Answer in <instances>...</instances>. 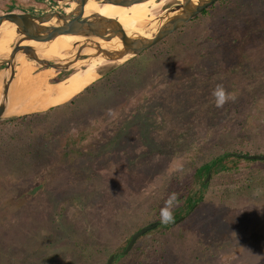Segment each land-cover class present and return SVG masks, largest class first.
Returning a JSON list of instances; mask_svg holds the SVG:
<instances>
[{"label": "rangeland", "instance_id": "obj_1", "mask_svg": "<svg viewBox=\"0 0 264 264\" xmlns=\"http://www.w3.org/2000/svg\"><path fill=\"white\" fill-rule=\"evenodd\" d=\"M51 7L0 0V15ZM94 84L32 121L30 153L0 157V264L76 261L80 247L106 264L139 225L160 221L166 197L188 190L200 200L182 221L136 241L157 250L150 264H264V161L230 157L205 187L192 179L225 154L264 155V0L214 5ZM218 84L235 97L222 108ZM78 126L82 149L51 166L57 140L78 139Z\"/></svg>", "mask_w": 264, "mask_h": 264}, {"label": "water", "instance_id": "obj_2", "mask_svg": "<svg viewBox=\"0 0 264 264\" xmlns=\"http://www.w3.org/2000/svg\"><path fill=\"white\" fill-rule=\"evenodd\" d=\"M44 1L53 3L52 10L42 11L39 14L24 11L0 15V31L4 25L10 24L16 33L9 55L0 57V121L22 117L7 116L10 104V87L15 79L17 62L21 57L34 64L37 69H53L59 76L72 74L70 72H72L73 65L78 61H91L101 57L108 62H116L97 71L99 77H102L162 42L220 0H173L160 11L150 25L145 26L141 34L124 28L114 20L85 13L84 6L89 0ZM95 1L101 5L131 6L149 0ZM70 4L73 5L70 12H65V8ZM60 35L78 37L81 40L73 43V49L68 58H44L42 53ZM28 41L35 44L22 45L23 42ZM118 61L123 62L118 63ZM233 156L243 160L264 161V155L260 154H233ZM210 177L211 173H208L204 180L205 185ZM182 219L183 217H179L171 225L179 223ZM160 227H164V224L158 221L136 231L122 247L109 256L106 264L113 263L118 251H122V256L127 254L139 238Z\"/></svg>", "mask_w": 264, "mask_h": 264}, {"label": "bare ground", "instance_id": "obj_3", "mask_svg": "<svg viewBox=\"0 0 264 264\" xmlns=\"http://www.w3.org/2000/svg\"><path fill=\"white\" fill-rule=\"evenodd\" d=\"M171 1L173 0H149L131 6H120L101 5L95 0H89L84 6V12L114 20L124 28L141 34L145 26L150 25ZM72 6V4L68 5L65 12H70ZM44 25L46 26V24ZM15 37L16 33L12 25L2 27L0 57L9 55ZM80 40L78 37L57 36L42 53V56L47 59L68 58L73 49V43L80 42ZM32 44L35 43L32 41L22 43L23 46ZM121 62L123 61H118V63ZM114 63L116 62H108L101 57L91 61H78L73 65L72 72H70L72 74L61 80H56L58 74L55 70H39L34 64L21 57L17 62L15 79L10 87V104L7 116L46 112L50 108L67 104L99 79L97 73L99 69ZM51 75L53 76L51 77ZM51 79L53 81L50 82Z\"/></svg>", "mask_w": 264, "mask_h": 264}, {"label": "trees", "instance_id": "obj_4", "mask_svg": "<svg viewBox=\"0 0 264 264\" xmlns=\"http://www.w3.org/2000/svg\"><path fill=\"white\" fill-rule=\"evenodd\" d=\"M226 1L227 0H221V1H218L214 5H217V4L219 5V4L225 3ZM248 2H249V0H248ZM213 6L204 10L199 16L205 15L209 11V9H211ZM199 16L194 18L192 21L199 18ZM65 77L66 76H64V75H61V76L58 75V78L56 80H61ZM94 86H95V84H93L92 86L87 88L81 95L77 96L75 99L71 100L67 104H64L62 106H58L55 108H68V107L75 106L76 103L78 102V98L83 96V95H86V93H88L90 90H92L94 88ZM55 108H51L48 111L43 112V113H36V114H32V115H26V116H22V117L12 118L8 122H1L0 121V157L4 156L3 160H8V159H11V157H9L7 154H11L13 152L17 153L18 151H23V152H27V153L29 152L30 153L32 151V147H30V145H31L30 142H33V136L31 134H33V131H34V129L32 128V121L37 120L38 118H43V117L45 119L49 115L50 112L55 110ZM74 129L76 130V135H80V137L78 139H74L75 136L71 135L72 137H71L70 141H63L62 139L57 140L58 146L56 147V149H58V155L54 159L55 161H53V162L57 161V164H54L52 162L53 164H51V166L52 165L57 166L58 163L62 162V160L64 162L67 159V157H70L71 151L82 149L84 143L86 142V140L88 138V136H87L88 131H86L84 126H78V127H75ZM52 131H53V129H52ZM48 133H51V131H49ZM48 135L49 134H47V136ZM57 137H59V135H57ZM20 139H24L25 142L21 146L17 147V141ZM49 149H51V148H49ZM60 151H61V155L59 153ZM76 152H78V151H76ZM17 154L21 155L22 153L18 152ZM62 155H64L63 158H62ZM230 157H232L230 154H225L223 156L217 157L216 159H214L209 164H203L202 166H200L198 168H194L192 179L194 178L196 183L199 184L201 187H205L206 185L204 184V180H205L207 174L209 172H216L217 168H221V170H223V168H225V166L223 167L221 165V163L226 161L227 159H230ZM166 198L168 199V197H166ZM199 200H200V198L197 197L196 194L193 195L192 190H188V193H185L182 195H177L178 206L173 209L174 221L176 219H178L179 217H181L182 215H184L185 214L184 212L186 210H189V211L192 210L193 205L197 204L199 202ZM182 208H184V211L181 210ZM158 220H160V219H158ZM153 222H155V221H153ZM169 224H164V227H168ZM142 227H143L142 225H139L137 227L136 231H138ZM157 229L158 228L146 233L142 237H145L151 233H155ZM126 238H128V237H126ZM150 254H153L154 257H156V259H158L157 250L155 248L153 249V247L152 248L148 247L146 249H140V247L134 246L127 254H125L123 256H122V251H118L115 254V258H114V261L112 264H143V261H147L146 263L150 264V261H149L150 257H151ZM109 255L106 257L108 258ZM75 256H76L75 257L76 261H72L70 258L64 259V258H62V256L54 255V257L52 258V259H54V263H52V264H105V262L98 263V261L94 260L93 255L91 253L87 252L86 250H84L83 247H80V250L78 252L76 250ZM163 258H164V256H163ZM152 264H155V263H152Z\"/></svg>", "mask_w": 264, "mask_h": 264}, {"label": "clouds", "instance_id": "obj_5", "mask_svg": "<svg viewBox=\"0 0 264 264\" xmlns=\"http://www.w3.org/2000/svg\"><path fill=\"white\" fill-rule=\"evenodd\" d=\"M212 95L215 100L217 108H222L225 103L235 100V97L228 93L223 85L218 84L213 89ZM178 206L177 194L172 193L165 201L159 212V219L163 224H169L174 222L173 209Z\"/></svg>", "mask_w": 264, "mask_h": 264}, {"label": "flooded vegetation", "instance_id": "obj_6", "mask_svg": "<svg viewBox=\"0 0 264 264\" xmlns=\"http://www.w3.org/2000/svg\"><path fill=\"white\" fill-rule=\"evenodd\" d=\"M10 12H11V11H10ZM57 78H58V77H57ZM57 78H56V79H57ZM54 81H55V80H54ZM230 155H231L233 158H235V157L233 156V154H230ZM251 161H253V160H251ZM209 173H210V172H209Z\"/></svg>", "mask_w": 264, "mask_h": 264}]
</instances>
